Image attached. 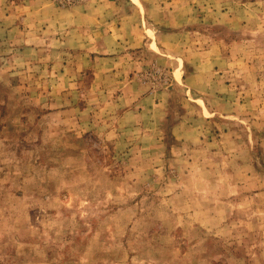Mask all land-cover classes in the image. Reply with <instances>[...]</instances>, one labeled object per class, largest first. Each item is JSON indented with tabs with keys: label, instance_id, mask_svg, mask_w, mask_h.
Here are the masks:
<instances>
[{
	"label": "rangeland",
	"instance_id": "obj_1",
	"mask_svg": "<svg viewBox=\"0 0 264 264\" xmlns=\"http://www.w3.org/2000/svg\"><path fill=\"white\" fill-rule=\"evenodd\" d=\"M129 1L132 72L116 0H0V264H264V0Z\"/></svg>",
	"mask_w": 264,
	"mask_h": 264
},
{
	"label": "crops",
	"instance_id": "obj_2",
	"mask_svg": "<svg viewBox=\"0 0 264 264\" xmlns=\"http://www.w3.org/2000/svg\"><path fill=\"white\" fill-rule=\"evenodd\" d=\"M138 1L140 4L144 5L143 0ZM146 2L149 3L148 1ZM116 3L123 7V11L112 14L111 19L114 20L115 24V32H113V34L121 37L119 38L120 40H117L118 38H116L114 40L115 43L109 47L116 50V53H119L121 50L126 54L123 56L122 61L124 64L129 63L131 72L135 70L137 66L146 65L145 60H154L156 62L161 60L158 53L155 52L158 50L156 43L150 40L149 36H147L148 31L146 26L143 27L142 20L143 18L145 20L147 13L145 15L140 14L142 13L141 10L132 6V2L129 0H116ZM92 21L94 22L96 19H92ZM95 27L96 26L93 24L91 28L92 31L89 34L94 35L93 29H95ZM86 29H89V27H86ZM153 30L152 34L155 36V40H158V36L161 35V33H159V30L155 27H153ZM160 38L161 37H159V39ZM114 50L113 53H115ZM138 52L142 53L139 55Z\"/></svg>",
	"mask_w": 264,
	"mask_h": 264
}]
</instances>
